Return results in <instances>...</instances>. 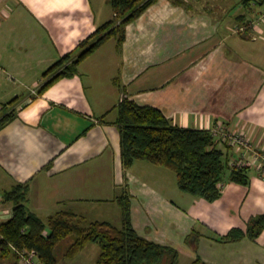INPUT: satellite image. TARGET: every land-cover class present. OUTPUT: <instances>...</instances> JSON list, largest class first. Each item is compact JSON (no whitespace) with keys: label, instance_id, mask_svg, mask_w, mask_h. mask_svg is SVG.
<instances>
[{"label":"crops","instance_id":"obj_1","mask_svg":"<svg viewBox=\"0 0 264 264\" xmlns=\"http://www.w3.org/2000/svg\"><path fill=\"white\" fill-rule=\"evenodd\" d=\"M111 1L0 0V120L13 114L0 128V195L25 185L28 209L45 223L72 213L81 224L96 219L100 206L112 224L105 208L112 213L117 206L123 216L120 200L129 195L138 234L175 248L180 260L197 234L194 262L264 264V230L255 240L217 239L233 229L246 232L264 216V179L255 168L249 185L226 181L217 201L185 197L182 208L137 174L145 161L125 169L114 124L126 97L159 109L179 127L225 126L264 147V28L257 40L236 32L256 13L243 0L221 16L158 0L126 27L122 45L118 37L106 40L73 76L42 91L56 74L47 71L69 53L78 59L90 46L79 45L114 19ZM223 150L228 159L245 153ZM13 208L10 201L0 204L3 223Z\"/></svg>","mask_w":264,"mask_h":264},{"label":"trees","instance_id":"obj_2","mask_svg":"<svg viewBox=\"0 0 264 264\" xmlns=\"http://www.w3.org/2000/svg\"><path fill=\"white\" fill-rule=\"evenodd\" d=\"M157 1L112 0L114 19L79 45V49L90 46L78 59H72L69 53L53 65L46 75L56 74L42 91L59 78L73 76L76 65L106 40L118 37V43L122 45L126 27ZM243 3L249 13H256L255 17L264 8V0H243ZM250 20L240 23L246 24ZM93 39L94 42L90 44ZM12 115L8 114L0 120V128L12 119ZM114 124L121 135L122 160L126 170L131 169L137 161L172 170L183 193L208 202L222 197L226 181L245 186L250 184L249 168L231 169L220 140L210 130L179 127L159 109L141 106L127 98L117 108ZM27 192V186L20 185L3 196L4 202H13L14 208L12 218L1 225L0 259L12 254L18 260L14 248L27 249L36 250L44 264H58L57 247L68 237H73L74 242L65 253L69 259L75 258L94 243L101 248L97 264H179L178 250L149 241L138 234L132 221L129 195L120 200L123 216L122 225L117 228L108 222H94L85 227L75 221L72 213H60L45 223L28 209ZM263 230L264 216H259L250 221L246 232L233 229L217 239L237 242L248 236L255 240ZM193 264L203 262L197 258Z\"/></svg>","mask_w":264,"mask_h":264},{"label":"rangeland","instance_id":"obj_3","mask_svg":"<svg viewBox=\"0 0 264 264\" xmlns=\"http://www.w3.org/2000/svg\"><path fill=\"white\" fill-rule=\"evenodd\" d=\"M183 1L184 4L189 8L192 9L193 12H196V14H203L208 10L213 11L216 16H221L223 12L230 11L232 8H234L237 4H241L240 2L242 0H180ZM243 3V1H242ZM144 164H141L137 168V174H141L139 176H148L151 180L152 186H154L158 192L167 200V201H173L174 204H178L180 207H185V205H182L184 201L181 200V198L188 197L189 199H193L192 196L187 195L183 193L178 186V179L175 172L172 170H168L166 168L153 166L149 164L148 162H142ZM145 167H151L150 171ZM158 169V170H157ZM160 173V174H159ZM146 175V176H145ZM178 195V197H175ZM180 198V199H179ZM176 202V203H175ZM116 208L114 212H108L107 209L111 211L110 207L105 208V212L107 211V214L110 216V222L117 227H121L122 223V215L120 213L119 208L117 206H113ZM189 207H187L188 209ZM186 209V210H187ZM99 213L95 217L96 219H86L85 222L82 223V226H89L90 224L94 222H104V211L103 207L100 206V209L98 210ZM96 220V221H95ZM197 221V220H196ZM198 223V224H197ZM197 229L200 232H204L206 230H203L204 226L197 222ZM203 226V227H202ZM201 228V229H200ZM198 235L194 234V237L196 238ZM192 238V240L194 239ZM191 237L187 239L186 242V251H183V254L181 256V260L179 264H193L195 257H193L194 253L197 248V244L193 243L192 240H190ZM74 242L73 237H68L65 239L56 249L57 253V259L58 264H97L99 256L101 254V248L99 244H89L82 252H80L75 258L69 259L65 257V253L67 249L71 246V244ZM195 249V250H194ZM189 250V251H188ZM11 254L6 260L0 259V264H16L17 259ZM15 261V262H14ZM4 262V263H3ZM14 262V263H12Z\"/></svg>","mask_w":264,"mask_h":264},{"label":"built area","instance_id":"obj_4","mask_svg":"<svg viewBox=\"0 0 264 264\" xmlns=\"http://www.w3.org/2000/svg\"><path fill=\"white\" fill-rule=\"evenodd\" d=\"M264 28V9L256 16L251 19L246 24H239L236 28L237 33H241L249 36L250 38L257 40L263 34ZM2 67L0 65V71ZM126 97H123L122 101ZM4 110L3 104L0 102V116ZM213 134L218 137L220 140L221 146L226 148H235L239 152L242 150L245 151L244 154H241L238 158L228 159L229 167L231 169H243V168H255L260 176L264 179V147H259L253 145L245 135L240 132H233L227 129L225 126H220L214 129ZM4 201L3 195H0V204ZM3 221L0 217V239L2 238L1 234V225ZM18 260L16 264H44L36 250H27V249H15Z\"/></svg>","mask_w":264,"mask_h":264}]
</instances>
